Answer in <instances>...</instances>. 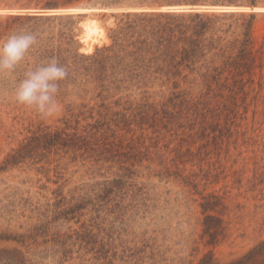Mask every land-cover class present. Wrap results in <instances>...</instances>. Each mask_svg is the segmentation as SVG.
<instances>
[{
  "label": "rangeland",
  "instance_id": "1",
  "mask_svg": "<svg viewBox=\"0 0 264 264\" xmlns=\"http://www.w3.org/2000/svg\"><path fill=\"white\" fill-rule=\"evenodd\" d=\"M164 6L91 8L80 11L95 15L84 22L72 15L78 54L91 56L110 46L120 14L164 13L159 9ZM69 9L73 8L51 11ZM49 14L44 16H54ZM256 27L263 32L264 18ZM68 66L72 70L58 82L52 115L16 102L15 89L0 90V169L39 126L56 129L62 119L81 112L84 117L93 112L97 118L101 106L114 114H129L136 105L161 102L156 86H100L82 69L87 62L80 56ZM253 78L244 93L236 89L230 98L225 92L226 111L208 142L188 134L163 132L157 137L147 127L141 131L121 126L118 135L135 139L147 154L135 167L123 200L112 195L97 203L93 197L83 209L73 211L83 194L78 189L101 186L114 176L91 160L74 161L69 154L0 170V264H264V85L259 86L257 69ZM211 195L222 199L223 212L203 214L202 197ZM206 215L219 217L227 227L216 242L205 234Z\"/></svg>",
  "mask_w": 264,
  "mask_h": 264
},
{
  "label": "trees",
  "instance_id": "2",
  "mask_svg": "<svg viewBox=\"0 0 264 264\" xmlns=\"http://www.w3.org/2000/svg\"><path fill=\"white\" fill-rule=\"evenodd\" d=\"M260 4L264 5L261 0H0V10L119 9L155 5L252 8ZM119 18L111 36L112 44L84 56L78 54L75 46L72 15L0 14V41L21 31L37 37L15 70L0 72V90L15 89L26 72L52 59L68 73L72 70L69 61L79 56L87 62L82 69L102 87L108 82L117 89L159 88L161 102L136 105L129 114H114L101 106L103 111L97 112V118L93 112L87 117L81 112L62 119L56 129L39 126L4 160L1 171L27 160L40 163L50 155L63 153L71 155L74 161L91 160L94 166L114 176L101 186L78 189L83 194L73 211L83 209L93 197L100 203L112 195L120 200L128 196L132 177L137 173L135 167L147 154L135 139L127 141L118 135L121 126H137L141 131L147 127L157 137L163 132L188 134L191 139L208 142L220 127L226 111L225 92L229 91L230 98L237 94L236 89L244 93L246 85L254 83L255 69L259 71V86L264 85V30L260 33L256 27L264 13L128 12ZM187 154L194 153L188 149ZM202 199L203 214L218 212L217 209L223 212L221 198L211 195ZM204 225L205 234L212 242L227 230L223 220L213 215L205 216Z\"/></svg>",
  "mask_w": 264,
  "mask_h": 264
},
{
  "label": "clouds",
  "instance_id": "3",
  "mask_svg": "<svg viewBox=\"0 0 264 264\" xmlns=\"http://www.w3.org/2000/svg\"><path fill=\"white\" fill-rule=\"evenodd\" d=\"M36 40L35 34L21 31L0 41V72L15 70ZM66 76L65 67L52 59L25 73L15 88V100L19 104L35 108L42 115H52L57 109L55 95L58 82Z\"/></svg>",
  "mask_w": 264,
  "mask_h": 264
},
{
  "label": "water",
  "instance_id": "4",
  "mask_svg": "<svg viewBox=\"0 0 264 264\" xmlns=\"http://www.w3.org/2000/svg\"><path fill=\"white\" fill-rule=\"evenodd\" d=\"M162 11L165 12H182V11H220V12H235V9H249L252 13H255V9H264V8H259V7H241V6H164L159 8ZM91 11L93 9H85V8H73L69 10H62V11H49V12H43L40 13L42 15H58V14H68V15H75L78 16L79 19H82L84 22L85 19L88 17L93 18L95 15L94 13L90 16L87 14L80 12V11ZM0 12H9L8 14H13V13H21L19 11H14V10H0Z\"/></svg>",
  "mask_w": 264,
  "mask_h": 264
}]
</instances>
